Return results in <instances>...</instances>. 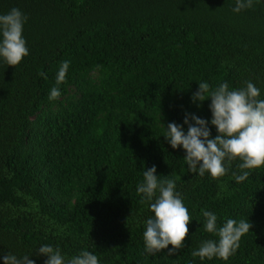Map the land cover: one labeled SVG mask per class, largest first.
Here are the masks:
<instances>
[{
	"label": "trees",
	"instance_id": "obj_1",
	"mask_svg": "<svg viewBox=\"0 0 264 264\" xmlns=\"http://www.w3.org/2000/svg\"><path fill=\"white\" fill-rule=\"evenodd\" d=\"M237 0H0L27 17L29 54L15 67L0 58V264L3 256L64 264L82 251L99 264H264V166L237 182L240 159L213 179L192 173L186 150L172 148L167 125L208 122L209 91L252 82L264 100V0L235 12ZM68 61L64 83L57 85ZM59 98L50 100L52 88ZM195 123L194 121H190ZM174 180L192 219L185 247L146 251L152 201L137 191L145 170ZM143 201V202H142ZM252 227L228 260L194 257L208 233L202 211Z\"/></svg>",
	"mask_w": 264,
	"mask_h": 264
},
{
	"label": "clouds",
	"instance_id": "obj_2",
	"mask_svg": "<svg viewBox=\"0 0 264 264\" xmlns=\"http://www.w3.org/2000/svg\"><path fill=\"white\" fill-rule=\"evenodd\" d=\"M252 0H237L235 12L244 8H251ZM27 17L16 8L8 14L0 15V58L9 66H17L29 52L26 40L23 38V26ZM68 61H64L59 69L56 83H64ZM60 91L54 87L50 91L49 99L59 98ZM260 90L252 83L246 82L242 89L230 90L227 83H222L215 90L209 91V84L199 83V89L194 94V102L211 100L213 119L211 123L216 126L219 135L211 138L208 122L198 116H186L184 123L188 124L185 134L182 125L175 122L167 125L165 137L174 149L181 146L186 150L185 160L192 173L203 177L209 173L213 179L223 177L231 162L240 159L239 168L242 174L233 173L237 182H243L250 175V171L264 166V100L258 99ZM194 121L195 123H191ZM156 167L143 172L144 181L137 191L143 194L147 201H152L159 191L158 198L150 204L154 218L146 221L144 241L146 251L155 255L164 249L169 250L168 255H174L183 247L189 234L188 225L192 219L188 209L184 206L180 193L176 192L174 180L158 181L155 175ZM143 202V201H142ZM206 218L204 228L208 233H216L218 242L208 240L201 247L192 252L194 257L201 260L218 257L223 260L233 255L240 247L241 238L250 231L251 223L241 219H227L226 223L217 229V216L207 210L202 211ZM39 254L46 255L45 264H64V259L59 250H54L49 245L38 249ZM4 264H35L24 256L18 259L15 255L7 254L3 257ZM68 264H99L96 255L89 251H82L79 256L73 257Z\"/></svg>",
	"mask_w": 264,
	"mask_h": 264
}]
</instances>
